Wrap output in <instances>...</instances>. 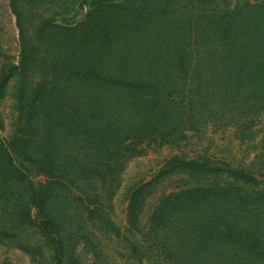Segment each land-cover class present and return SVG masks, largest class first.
<instances>
[{"label":"rangeland","instance_id":"1","mask_svg":"<svg viewBox=\"0 0 264 264\" xmlns=\"http://www.w3.org/2000/svg\"><path fill=\"white\" fill-rule=\"evenodd\" d=\"M18 11L34 53L0 97V148L23 173L0 178V264H264V0ZM21 56L0 0V78ZM119 119L139 132L106 162L98 128ZM241 170L252 181L228 174Z\"/></svg>","mask_w":264,"mask_h":264},{"label":"trees","instance_id":"2","mask_svg":"<svg viewBox=\"0 0 264 264\" xmlns=\"http://www.w3.org/2000/svg\"><path fill=\"white\" fill-rule=\"evenodd\" d=\"M26 0H11L12 7L14 12L18 15V22H19V29L21 33V44H22V56H21V63L20 66H13L9 69L8 73L0 78V97L2 96L3 89L8 84V82L11 80V78L19 71L24 73L28 70L29 62L32 59L33 56V49L31 48V45L27 40H25L24 37V26L21 22V16L19 14V5L21 2H24ZM31 48V49H30ZM23 91V90H22ZM21 91V95H22ZM123 122L121 119H119L115 123L109 122L105 126L98 128V139L99 142L95 143V150L97 152H100L104 157L105 161L109 162L110 160H114L117 157H121L122 152H127L126 147L124 146V141L128 140L131 134H137L139 130H135L133 132L124 131L127 129L126 126H121ZM123 131L122 134L123 137L120 138L119 135L116 133ZM2 146V145H1ZM122 151V152H121ZM177 162V165H175V169H178L183 172H189L192 174H198V175H208V174H216L219 171H215V168L210 166L207 162H197V161H186L183 159H175ZM50 177L52 173H50ZM228 174L230 177L235 178L237 180H243V181H252L245 173L244 171H228ZM23 176V173L19 168H17L12 160V156L9 153L8 148L4 147L0 148V178L2 179H9V180H19L20 177ZM190 196L187 197L184 201L188 202H199L200 197L197 196L198 194H203L201 192V189H195L190 190L187 192ZM137 193H135L134 197H136ZM213 197V200H217L214 196H219V194H212L208 195ZM244 206L248 207V203L243 202ZM133 212L132 217H134V206H133ZM247 210V208H245ZM234 234H238L232 229H229L228 234H224L223 232L220 234H217L220 239H223V237H228L230 239L233 238ZM239 235V234H238Z\"/></svg>","mask_w":264,"mask_h":264}]
</instances>
